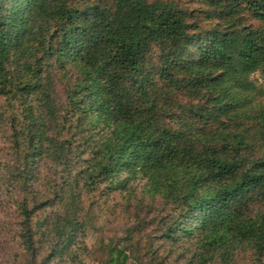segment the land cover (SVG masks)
Wrapping results in <instances>:
<instances>
[{"label": "trees", "instance_id": "trees-1", "mask_svg": "<svg viewBox=\"0 0 264 264\" xmlns=\"http://www.w3.org/2000/svg\"><path fill=\"white\" fill-rule=\"evenodd\" d=\"M255 73L264 0H0V264H264Z\"/></svg>", "mask_w": 264, "mask_h": 264}, {"label": "rangeland", "instance_id": "rangeland-1", "mask_svg": "<svg viewBox=\"0 0 264 264\" xmlns=\"http://www.w3.org/2000/svg\"><path fill=\"white\" fill-rule=\"evenodd\" d=\"M250 79L254 82V84L256 85V87H258V88H261V90H262V92H263V94H264V79L261 77V75L259 74V73H255V74H253L251 77H250ZM58 89H59V87L58 86H56V90L58 91ZM264 96V95H263ZM1 150V149H0ZM2 154H4V153H1V151H0V159L1 158H3V156L4 155H2ZM134 187H135V192H136V194L137 195H139L140 194V190H141V183H138L137 184V182H135L134 184ZM105 208V207H104ZM104 208L102 209V211L103 212H106L105 210H104ZM104 221H105V218L103 219ZM108 221V220H107ZM106 222V221H105ZM102 222L99 220V223H96V226H100V225H102L101 224ZM103 226V225H102ZM116 228H117V226H116V224L115 223H113L111 226H108L107 225V227H106V232H107V236H109V237H111V235H113L115 232H114V230H116ZM96 236V235H95ZM108 237V238H109ZM92 241V240H91ZM94 242L95 241H93V244H94ZM90 244H92V242L90 243ZM4 255V254H3Z\"/></svg>", "mask_w": 264, "mask_h": 264}]
</instances>
